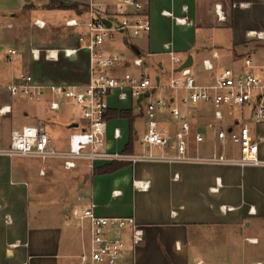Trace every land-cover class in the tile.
I'll return each mask as SVG.
<instances>
[{
	"label": "crops",
	"instance_id": "1",
	"mask_svg": "<svg viewBox=\"0 0 264 264\" xmlns=\"http://www.w3.org/2000/svg\"><path fill=\"white\" fill-rule=\"evenodd\" d=\"M63 1L71 2L72 6L38 10V6L50 0H25L24 8L16 9L7 0H0V107L10 106L9 112L0 114V148L9 146L13 131L45 124L51 145L65 151L70 134L81 124L64 114L65 106L71 103L69 99L58 98L60 109L52 110L51 95L29 104L26 98L12 97L5 89L22 72L32 74L38 83L46 85L88 82V52L81 51L73 57L60 55L57 61L45 59L42 53L35 59L31 49L36 48L31 47L39 42L29 30L24 31L23 25L29 18L41 19L46 23L45 28L56 24L55 34L61 33L52 47L78 46L77 36L83 28L68 27L65 21L78 17L88 0ZM146 2L152 21L150 34L132 36L129 40L119 36L106 44L108 50L124 52L126 56L125 62L111 70L113 75L139 73L131 60L141 55L145 56L147 70L155 66L159 71L156 78L158 75L163 78L170 62L165 49L169 44L184 58V64L191 59L190 67L201 83L213 81L212 73L204 69L205 59H211L215 73L232 67L258 72L264 78V65H259L264 59V37H256V34L264 36V0ZM72 10L74 16L69 15ZM184 19L187 23L182 22ZM199 31L205 34L201 40L197 39ZM9 49L17 50L12 61L8 60ZM215 52L217 58L212 57ZM249 57L255 64L251 69L244 65ZM196 59L207 78L194 72ZM158 95L171 99L173 92L159 91ZM21 100L27 104L21 105ZM109 105V112L132 110L136 116L133 134L127 119L108 117L109 148L127 152L133 135L131 152H140V139L146 129L143 105L120 100L117 91L110 95ZM249 111L246 107L245 116ZM196 117L197 128L205 138L202 144L207 145L201 155L220 152L216 131L223 127L230 131L243 119V115L227 113L219 122L207 105H201ZM159 121L162 126L173 125L167 111L159 114ZM249 125L253 133L264 135L263 125L253 122ZM115 128L121 131L119 139L113 136ZM260 157L264 160L263 150ZM33 162L0 155V264H80L88 233L82 231L78 220L70 227L67 218L73 208L87 207L92 201L97 204L99 215L133 216L144 231L143 242L130 249L121 264H207L212 259L221 262L223 257L227 258V264H239V257L249 258L246 264H264L255 259L252 251L261 248V237L264 239V166L139 162L125 163L114 173H96L108 164H99L93 171L79 164L74 169H80L82 181L77 183L69 204L71 209L65 207L63 200L52 203L38 198L37 208L32 211L31 183L36 175ZM42 169L46 172L45 166L37 168L41 177L45 176L40 174ZM37 191L40 193L39 188ZM240 232L242 240L248 241L245 254L244 249L238 250V240L235 242L233 238V234ZM261 250L264 256V243Z\"/></svg>",
	"mask_w": 264,
	"mask_h": 264
},
{
	"label": "built area",
	"instance_id": "2",
	"mask_svg": "<svg viewBox=\"0 0 264 264\" xmlns=\"http://www.w3.org/2000/svg\"><path fill=\"white\" fill-rule=\"evenodd\" d=\"M109 25H108V23ZM176 22L181 21L179 19ZM182 22L187 23L186 19ZM190 23V22H188ZM68 27H82L77 36L78 46L65 48L32 49L35 59L43 53L45 59L57 61L60 55L77 56L89 53L90 77L83 85L40 84L30 73L22 72L5 86L12 97H24L41 102L51 95L52 110L60 109L58 98L64 97L77 104L82 112L83 123L70 134L67 149L59 151L51 145L45 124L24 126L11 134L10 144L0 148V155L9 157H32L45 162L49 158L61 159L64 168L72 170L85 164L94 170L99 164L125 162L187 163L206 165L264 166L260 151H264V135L253 133L249 122L264 126V78L252 70H236L232 67L215 73L211 59L203 61L204 69L212 73L213 81L201 83L191 67H184V58L169 44L165 49L169 66L165 72L166 82L158 75L147 73L145 56L136 55L131 64L139 73L125 72L120 77L111 70L125 62V53L108 50L106 44L119 36L129 40L132 36L148 35L152 30L149 6L146 0H88L80 15L65 21ZM34 25L43 29L45 21L36 19ZM261 39L262 34H256ZM12 61L16 49H9ZM213 58L218 57L215 52ZM249 69L254 61L244 60ZM117 91L120 100H130L143 105L146 129L140 139V152L112 150L108 146V113L110 95ZM159 91H171L173 97L158 95ZM201 105L210 106L214 118L221 122L226 114L243 115L241 123L231 129L223 127L216 131L220 152L207 155L197 152L204 142V134L197 128L196 115ZM250 109L245 116V108ZM10 111V106L0 107V114ZM167 111L172 127L162 126L159 114ZM115 139L121 137L119 128L113 132ZM230 145L235 153L230 151ZM237 154V155H236ZM42 169L40 174H44ZM92 201L84 208H73L70 215L80 222L83 232L88 233V243L80 257V264H121L130 249L144 240V231L133 216L105 217L97 213ZM127 238L129 241H127Z\"/></svg>",
	"mask_w": 264,
	"mask_h": 264
},
{
	"label": "rangeland",
	"instance_id": "3",
	"mask_svg": "<svg viewBox=\"0 0 264 264\" xmlns=\"http://www.w3.org/2000/svg\"><path fill=\"white\" fill-rule=\"evenodd\" d=\"M9 3H11L14 7H16V9H22L24 8L25 5V0H7ZM49 3H42L40 6L37 7L38 10H46V9H51V6L49 5ZM29 10L32 9L28 7ZM70 16H74V10L70 11L69 13ZM27 20V19H26ZM34 21L33 18H29L24 26V31L25 30H29L30 35L35 36L36 41L39 42V44H34V46H32L31 48H39V49H43L46 50L48 48H55L52 47V45L55 42V38L58 37L59 34L61 33H57L55 34V30L56 27H54L56 24H54L52 27H50L49 29L45 28V29H39L34 25ZM58 24H62L61 21H59ZM62 25H60L61 27ZM59 27V28H60ZM67 34V33H66ZM65 34V35H66ZM205 34H202V32H198L197 33V39H202L204 37ZM60 38V37H59ZM58 38V39H59ZM36 45V46H35ZM32 50V49H31ZM259 65H264V59L263 62L259 63ZM193 70L196 74L198 75H206L202 68L200 66L197 65V59L195 61V64L193 66ZM147 73L150 74L151 77H153L155 74L159 73V71L157 70V68L155 66L150 67L147 70ZM258 73V72H256ZM258 75V74H257ZM163 76V82H166L165 76L162 74ZM81 77V76H80ZM204 78H207V76H204ZM27 100V99H25ZM25 102V103H24ZM27 102L30 104H33V101H28ZM26 101H20L19 103L21 105L27 104ZM70 104L65 106V115L67 116H73L75 118V120L77 122H81L83 123L82 120V112L80 107L75 104V102L70 100ZM18 103V105H19ZM24 125H29V123H24ZM205 146H207L205 143L202 144V147H200V150L198 148L197 152L198 153H202L205 149ZM235 148H233L232 145H230V151H232V153H235L236 151L234 150ZM17 160H23V161H28V160H32L33 162V167L36 168L35 172L36 175H34V177H32V203H31V207L30 209L33 211V209L35 210L37 208L38 205V198H40L42 201L44 199H47V201L50 202H55V201H65L64 205L66 208H68L69 210L70 208V201L72 199V197L75 195L76 191H77V183L82 181V177H81V172L80 169H72V170H64L63 166H61L60 163L63 164V161H57L59 159L56 158H49L47 159L45 162H42L40 159L38 158H32V157H20L17 156L15 157ZM60 162V163H58ZM40 166H45L46 168V172H45V176L41 177L38 175V170L37 168ZM79 175V176H78ZM77 176V177H76ZM36 188V189H35ZM39 188L40 193L37 191V189ZM73 201V199H72ZM70 227H74L76 219L69 215V217L67 218ZM233 234V233H232ZM242 232L238 233V234H233V238L235 240V242L238 240V242H236V246L239 248L238 250L241 251L244 249V254H245V249H246V243L248 241H244L242 240ZM128 240V238H127ZM233 241V243L235 244V242ZM264 243V239L261 237V241H260V247L261 248H255L254 250H252L255 255V259L257 260H261L264 261V256L262 255L263 250L262 249V245ZM249 258L247 257H239V264H246ZM223 264H227V258L223 257L222 261ZM219 260L216 259H212L211 262H208L207 264H218L221 263Z\"/></svg>",
	"mask_w": 264,
	"mask_h": 264
},
{
	"label": "trees",
	"instance_id": "4",
	"mask_svg": "<svg viewBox=\"0 0 264 264\" xmlns=\"http://www.w3.org/2000/svg\"><path fill=\"white\" fill-rule=\"evenodd\" d=\"M51 8L61 7L65 8V2L63 0H50ZM110 119L123 118L127 119L130 125L131 132L133 134V123L135 121V115H133L132 110H110L108 113ZM132 127V128H131ZM134 148L133 135L130 137L129 143L127 144L126 151L131 152ZM125 165V162H112L111 164L102 166L97 169L96 173H114L120 170Z\"/></svg>",
	"mask_w": 264,
	"mask_h": 264
},
{
	"label": "water",
	"instance_id": "5",
	"mask_svg": "<svg viewBox=\"0 0 264 264\" xmlns=\"http://www.w3.org/2000/svg\"><path fill=\"white\" fill-rule=\"evenodd\" d=\"M65 6L70 7V6H72V4H71V2H65ZM108 25H109V23H108ZM191 63H192V61H191V59H189L183 66L180 67V69H182L184 67H189L191 65ZM158 79L159 78L157 77L156 80L158 81ZM141 100H142V96L138 99V104L140 103Z\"/></svg>",
	"mask_w": 264,
	"mask_h": 264
}]
</instances>
